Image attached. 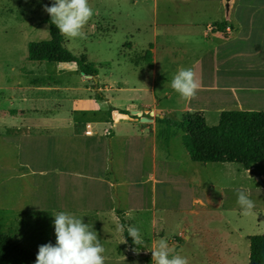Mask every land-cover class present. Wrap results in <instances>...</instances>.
I'll return each mask as SVG.
<instances>
[{
    "label": "crops",
    "instance_id": "1",
    "mask_svg": "<svg viewBox=\"0 0 264 264\" xmlns=\"http://www.w3.org/2000/svg\"><path fill=\"white\" fill-rule=\"evenodd\" d=\"M132 1L134 6L154 1L152 40L140 55L124 56L131 59L133 72L137 67L144 73L143 78L131 82L130 75L124 74L115 80L103 74L105 65L89 62L86 54L81 57L99 70L93 76L98 78L96 86L74 65L12 67L0 72V116L21 123L0 128V137L8 145L38 144L41 153L54 150L51 170L61 172V190L67 185L72 190L71 198L60 204L66 212L89 218L99 228L117 227L122 240L124 219L126 228H139L147 247L165 239L190 264H250L256 222L259 233H264V198L252 193L259 176L257 164L247 169L231 163L195 162L186 149L184 131L168 121L202 122L213 133L240 134L245 130V113H264V0H235L230 17L222 0L219 4L215 0ZM225 19L228 25L223 30ZM135 29L141 32L143 27ZM126 47L136 48L133 41ZM26 51L25 60L32 63L27 43ZM181 67L194 69L201 84L191 101H180L171 88ZM36 71L43 77L34 76ZM21 74L30 77L23 80ZM80 74L82 81L74 78ZM132 88L147 94L150 101L135 106L115 95ZM21 102L33 107L26 110ZM13 152L17 158L19 151ZM20 152L27 157L28 151L21 148ZM0 170L12 172V178H0L1 192L10 191L23 178L17 176L23 170L12 165ZM33 176L39 189L31 191L38 195L44 186L39 174ZM18 185L16 191L24 194L23 181ZM237 189L245 190L255 202L250 215L238 205ZM12 202L8 203L18 204ZM29 218L25 211L17 215L13 230L7 231L22 246L23 235L29 237L25 227ZM108 231L105 239L112 236ZM129 245L123 243L121 253L120 247L113 250L122 255L117 262L136 248ZM147 247L134 253L143 255Z\"/></svg>",
    "mask_w": 264,
    "mask_h": 264
},
{
    "label": "rangeland",
    "instance_id": "2",
    "mask_svg": "<svg viewBox=\"0 0 264 264\" xmlns=\"http://www.w3.org/2000/svg\"><path fill=\"white\" fill-rule=\"evenodd\" d=\"M219 1L215 0V3L219 4ZM90 3L94 9V15L85 28L86 38L72 40L65 38L68 44L67 48L80 57L86 54L88 61L95 63L98 67H100L99 65H105L102 70L103 74H110L115 80H119L124 74L130 75L131 79L129 81L131 82L142 79L144 73L137 69V67H135V71L133 72L131 59H124V56L135 57V55H140L148 42L152 40L153 22L150 19V14L153 12L154 1L149 4L143 3L136 6H134L132 0H90ZM45 5H47L46 0H0V72H5L12 67H19L20 65L27 68H30L31 64L39 65V63H28L25 60V55L28 54V51L25 53V44H29L31 41L49 39L50 30L49 24L46 22L48 13L44 10ZM136 25L143 27L141 32L136 31ZM128 41L134 42L136 46L135 50L130 51L126 47ZM135 60L137 62L139 59ZM43 64L56 65L54 63ZM61 65L68 66L67 64ZM53 74L55 75L54 70ZM74 75L77 74L74 73ZM22 76L23 74H21ZM34 76L43 77V72L36 71ZM29 77L25 75L22 78L23 80H28ZM74 78H79L82 81L84 75L80 74V77L74 76ZM2 84L3 81H0V86ZM91 84L96 86V82L94 84L91 81ZM94 94H96L95 91H93ZM115 95L118 99H129L135 106L150 101V97L147 94L138 92L133 88L126 92L115 93ZM103 104L102 107L104 106ZM20 105L25 107L26 110H30L33 107L32 104L30 105L27 102H21ZM27 115L39 116L37 113L34 115L33 112H28ZM0 120L3 123L0 128L14 127L21 123L18 119L4 118V116H0ZM26 130V128L23 129V131ZM21 148L28 151V158L20 152ZM13 150L19 151L17 158H15ZM7 151L11 154L7 156L3 155V152ZM53 152L54 150L49 149L41 153L38 144L18 142L8 145L0 137V166L6 167L9 164L17 171L23 170L21 173H17V176L23 177L22 179H17V185H13L12 189L8 192L4 189H2V192L0 191V221L5 231L10 232L16 225L12 220L17 215L23 214L24 211L25 216L30 215L29 220L25 223L29 237L27 238L26 235H23L25 237L23 238V246L31 251H39V246L42 244L49 242L56 243L54 215L60 211H65L60 207L61 201L70 199L72 196L70 186H64V190H61L59 182L62 176L61 172L57 170L53 173L51 170L52 167L49 161L53 160ZM255 170L259 176L252 193H256V196L262 199L264 198V176L260 177V175H264V163L255 165ZM33 174H39L38 180L44 186L42 193L38 195L31 191L32 187L39 189ZM9 177L12 178L11 171L3 172L0 170L1 179L7 180ZM20 181H23L24 194L16 191L20 189L18 185ZM11 201H13L12 203L17 201L18 204L11 206L9 204ZM35 201H39L37 207L33 205ZM118 215L122 219L121 214ZM81 219L98 233L99 239L105 248L104 256L106 264L151 263L152 252L150 249L146 253H143V255L141 253H134L136 252L134 249L130 250L121 261L117 262L122 255H117L113 250L120 247L118 251L121 253L123 248L125 249L117 227L103 226V228H99L98 224L90 221L89 218L82 217ZM20 223L18 221L17 226ZM121 225L122 229H124L127 226L126 220L122 219ZM108 228L110 230L108 233L112 236L105 239L103 235ZM260 231L261 227H258L256 222L253 233H255V236L261 235ZM124 238L125 236L123 235V240Z\"/></svg>",
    "mask_w": 264,
    "mask_h": 264
},
{
    "label": "trees",
    "instance_id": "3",
    "mask_svg": "<svg viewBox=\"0 0 264 264\" xmlns=\"http://www.w3.org/2000/svg\"><path fill=\"white\" fill-rule=\"evenodd\" d=\"M46 2L51 6L54 0H46ZM46 22L49 24L50 37L47 40L29 43V60L32 63L74 65L82 69L86 75L98 76L99 70L94 64L75 55L65 46V37L52 24L50 14L47 15ZM227 25L228 20L225 19L222 29L226 30ZM97 97L100 99L102 96L98 94ZM168 122L184 131L186 149L195 162L231 163L242 165L247 169H252L255 164L264 163V113H245V130L240 134L213 133L206 130L202 122L191 124ZM9 132L19 133V130H9ZM124 235L132 247H137L132 237L128 235L126 227ZM37 253L38 251L32 252L13 240L0 221V263L35 264ZM250 264H264V233L251 237Z\"/></svg>",
    "mask_w": 264,
    "mask_h": 264
},
{
    "label": "clouds",
    "instance_id": "4",
    "mask_svg": "<svg viewBox=\"0 0 264 264\" xmlns=\"http://www.w3.org/2000/svg\"><path fill=\"white\" fill-rule=\"evenodd\" d=\"M44 10L66 39L86 38L85 28L94 15L90 0H54L51 6L45 5ZM171 88L184 100L191 101L196 98L201 84L194 69L181 67L171 80ZM236 191L242 212L250 215L255 202L245 190ZM54 217L56 243L40 245L35 264H106L105 248L98 233L89 224L65 211L58 212ZM127 233L137 245L136 252L140 247H147L139 228L128 226ZM121 242L127 243L126 238ZM149 249L155 264H190L189 259L176 253L165 239Z\"/></svg>",
    "mask_w": 264,
    "mask_h": 264
},
{
    "label": "water",
    "instance_id": "5",
    "mask_svg": "<svg viewBox=\"0 0 264 264\" xmlns=\"http://www.w3.org/2000/svg\"><path fill=\"white\" fill-rule=\"evenodd\" d=\"M223 2H224L225 10H226V16L230 17L231 11L233 9V5L235 3V0H223ZM86 77L93 78L94 81L96 82V84H98V78L97 77H93L91 75H86Z\"/></svg>",
    "mask_w": 264,
    "mask_h": 264
}]
</instances>
